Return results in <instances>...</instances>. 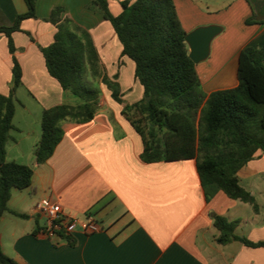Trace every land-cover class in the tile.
I'll list each match as a JSON object with an SVG mask.
<instances>
[{
  "label": "crops",
  "instance_id": "crops-1",
  "mask_svg": "<svg viewBox=\"0 0 264 264\" xmlns=\"http://www.w3.org/2000/svg\"><path fill=\"white\" fill-rule=\"evenodd\" d=\"M122 1L108 0L114 15L121 13ZM92 2L37 0L36 18L23 20L21 29L12 34L14 53L6 34L0 33L1 94L11 92L14 58L22 69L6 158L34 171L32 185L14 188L8 211L0 217L3 253L18 264H264V246L250 247L238 240L219 243L220 231L212 216L238 221L236 235L264 241V154L258 151L238 172L240 184L255 197L259 212L223 191L207 201L195 159L142 160L143 139L101 78L94 119L64 121V136L54 154L44 163L37 162L44 110L77 104L50 75L41 51L54 42L58 30L47 20L53 8L63 7L62 18L90 34L101 68L120 85L125 104L144 98L134 61L123 55L112 24L90 7ZM174 2L187 34L201 26L223 28L212 41L209 57L196 64L204 91L236 87L242 49L264 46V23H247L254 16L262 18L264 0H252L253 7L247 0ZM26 11L25 0H0V26L13 24ZM45 198L81 220L94 214L101 231L87 234L80 229L70 238H49L44 231L48 219L37 209ZM0 264L4 263L0 260Z\"/></svg>",
  "mask_w": 264,
  "mask_h": 264
},
{
  "label": "trees",
  "instance_id": "trees-1",
  "mask_svg": "<svg viewBox=\"0 0 264 264\" xmlns=\"http://www.w3.org/2000/svg\"><path fill=\"white\" fill-rule=\"evenodd\" d=\"M247 1L253 7L252 0ZM25 2V13L19 14L13 24L0 26L11 53L16 50L12 34L21 29L23 20L36 18L37 0ZM121 5L118 15L110 11L108 0H93L90 7L112 24L123 55L134 61L144 98L125 104L120 85L103 72L90 34L73 20L63 19V7L53 8L47 20L58 30L54 42L41 51L50 75L80 101L44 110L37 162L44 163L54 154L64 136V121L85 123L94 119L101 92L86 85L84 76L89 70L112 91V98L124 105L122 115L143 139V161L195 159L207 201L223 191L232 199L252 204L259 212L255 197L240 184L238 172L258 151L264 154V46L242 49L236 87L207 94L189 55L187 33L174 0H124ZM247 23L263 24L264 15L261 19L254 16ZM21 84L22 69L14 58L11 92L0 93V217L8 211L12 190L30 187L34 176L31 166L6 158L10 132L15 129V92ZM212 216L220 231L219 243L238 240L250 247L264 246V241L236 235L238 221ZM0 260L18 264L3 253L1 244Z\"/></svg>",
  "mask_w": 264,
  "mask_h": 264
},
{
  "label": "built area",
  "instance_id": "built-area-1",
  "mask_svg": "<svg viewBox=\"0 0 264 264\" xmlns=\"http://www.w3.org/2000/svg\"><path fill=\"white\" fill-rule=\"evenodd\" d=\"M37 209L48 219V223L45 227V234L49 238H70L80 229L87 234H94L102 229L101 224L94 214L89 213L84 220H81L77 217L65 214L62 206L51 199H42L37 204Z\"/></svg>",
  "mask_w": 264,
  "mask_h": 264
},
{
  "label": "water",
  "instance_id": "water-1",
  "mask_svg": "<svg viewBox=\"0 0 264 264\" xmlns=\"http://www.w3.org/2000/svg\"><path fill=\"white\" fill-rule=\"evenodd\" d=\"M222 29L218 25L201 26L186 35L185 41L189 47V55L195 64L209 57L212 41L222 32ZM146 99L148 100L149 97Z\"/></svg>",
  "mask_w": 264,
  "mask_h": 264
},
{
  "label": "rangeland",
  "instance_id": "rangeland-1",
  "mask_svg": "<svg viewBox=\"0 0 264 264\" xmlns=\"http://www.w3.org/2000/svg\"><path fill=\"white\" fill-rule=\"evenodd\" d=\"M84 81H85V83H86V85L88 87H92V88H95V89H99L97 79H94L91 75L89 76L86 73L85 76H84ZM72 96L75 98L76 102H79L80 101V99L78 97H76L74 95H72Z\"/></svg>",
  "mask_w": 264,
  "mask_h": 264
}]
</instances>
